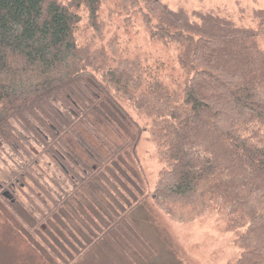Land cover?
<instances>
[{"label":"trees","instance_id":"obj_1","mask_svg":"<svg viewBox=\"0 0 264 264\" xmlns=\"http://www.w3.org/2000/svg\"><path fill=\"white\" fill-rule=\"evenodd\" d=\"M108 1L0 0V143L25 151L30 161L6 181L41 187L30 165L42 162L32 150L39 145L74 190L102 204L110 219L105 234L125 219L134 225L130 214L140 200L117 212L94 189L147 129L166 165L152 194L156 204L183 220L215 211L238 232L234 264H264V11H256L261 23L251 28L215 10L116 0L127 17H142L153 39L177 44L183 77L165 80L140 56L118 53L113 41L96 45ZM84 9L94 32L87 40L80 33ZM121 99L149 125L127 122ZM107 107L132 136H123ZM110 126L109 142L104 129ZM67 200H54L49 214L36 219L59 222Z\"/></svg>","mask_w":264,"mask_h":264},{"label":"rangeland","instance_id":"obj_2","mask_svg":"<svg viewBox=\"0 0 264 264\" xmlns=\"http://www.w3.org/2000/svg\"><path fill=\"white\" fill-rule=\"evenodd\" d=\"M115 1L103 5L101 17L106 25L102 34L96 33V45L113 41L118 53L140 56L165 80L182 78L177 44L153 39L142 17L133 14L127 17ZM163 2L175 10H215L238 25L251 28H259L261 20L255 13L264 11V0ZM82 15L80 33L87 40L94 37V32L88 25L87 9ZM259 42L264 49V32ZM121 103L126 109L127 122L131 118L142 127L149 125L150 120L130 102L121 99ZM105 115L112 122L117 119L123 136H132V130L115 111L107 107ZM91 117L96 119L94 114ZM104 133L109 142L108 135H115L111 126L105 127ZM88 135L95 139L94 135ZM32 150L42 158L41 163L30 164L41 186L37 190L33 182L13 187L6 181L12 169L18 170L30 161L25 151L15 150L2 140L0 143V264H234L239 258L238 232L228 230L215 211L187 221L167 214L156 204L152 194L166 165L149 130H143L134 152L120 155L123 164L116 161L108 165L97 178L98 189L94 190L117 212L125 209L129 201L140 200L130 214L134 225L125 219L108 234L105 233L110 219L97 198L90 192L74 190L73 182L66 179L46 154L42 156L43 148L39 145H33ZM61 198L70 200L61 207L63 217H59V222L50 218L37 220L49 214L54 200Z\"/></svg>","mask_w":264,"mask_h":264}]
</instances>
